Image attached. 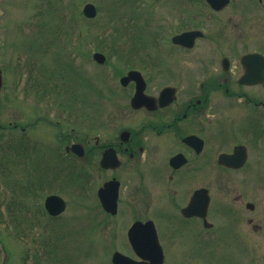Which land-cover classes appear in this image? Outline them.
I'll list each match as a JSON object with an SVG mask.
<instances>
[{
    "label": "flooded vegetation",
    "instance_id": "1",
    "mask_svg": "<svg viewBox=\"0 0 264 264\" xmlns=\"http://www.w3.org/2000/svg\"><path fill=\"white\" fill-rule=\"evenodd\" d=\"M144 7L163 34L161 55L146 57L152 101L132 109L128 100L125 117L70 141L81 145L75 159L96 175V190L117 183L115 214L99 211L108 225L128 223L120 245L134 262L143 261L141 246L154 248L152 231L162 264H194L191 251L212 248L223 231L240 256H264V0Z\"/></svg>",
    "mask_w": 264,
    "mask_h": 264
},
{
    "label": "rangeland",
    "instance_id": "2",
    "mask_svg": "<svg viewBox=\"0 0 264 264\" xmlns=\"http://www.w3.org/2000/svg\"><path fill=\"white\" fill-rule=\"evenodd\" d=\"M85 4L96 7L95 19L83 18ZM134 15L136 20L130 0H0V126L16 125L13 132L20 135L24 128L27 134L23 149L27 157L19 156L21 170L14 174L15 164L10 169L19 182L12 184L11 191L0 190V206L22 203L18 205L20 210L12 208L14 212L8 211L6 216L0 207V264H111L115 251L124 253L120 244L128 223L119 219L111 230L100 231L97 223L102 218L97 212L95 191L90 187L84 190L85 195L78 193V166H71L74 160L49 159L52 152L60 151V136L66 134L67 127L79 136L84 130L92 137L99 133L100 124H96L100 119L104 121L121 111L120 116H124L123 100L131 89L119 86L120 76L137 70L146 79L144 57L150 54L145 43L152 42L155 28L145 25L141 12ZM93 52L102 53L105 64H109L94 63ZM159 65L161 68L163 64ZM9 131L11 138L7 139L0 130V173L4 171V161H8L1 157L2 150L17 139L16 133ZM30 135L34 142L28 138ZM38 145L44 149L39 151L41 155L45 152L42 165L31 160ZM33 167L48 178L38 181L40 198L33 188L37 178ZM2 185L0 182V189ZM27 188H32V194L24 190ZM49 193L68 203L55 220H49L41 206ZM9 224L12 230L6 229ZM240 261L223 231L212 248L204 244L195 247L186 263ZM242 263L264 264V256L250 252Z\"/></svg>",
    "mask_w": 264,
    "mask_h": 264
},
{
    "label": "water",
    "instance_id": "3",
    "mask_svg": "<svg viewBox=\"0 0 264 264\" xmlns=\"http://www.w3.org/2000/svg\"><path fill=\"white\" fill-rule=\"evenodd\" d=\"M83 14L88 18H93L95 15V10L92 6L86 5L83 9ZM93 58L99 63L103 62V57L101 55L95 54ZM130 79L131 80L136 79L137 81H140L139 80L140 77L138 76V74L134 76V74L129 73L126 80H130ZM0 86H1V77H0ZM140 90L141 88L139 89V91ZM45 206L48 210H52V209L55 210V212L53 211L51 214H58L63 209V202L61 201V199L57 197H50L46 199ZM151 256L152 257L150 260L153 261L154 264H161V260H162L161 255L155 253V254H152ZM112 263L113 264H135L131 262L128 258H125L117 253L112 256Z\"/></svg>",
    "mask_w": 264,
    "mask_h": 264
}]
</instances>
